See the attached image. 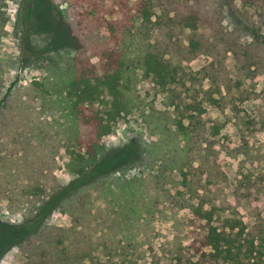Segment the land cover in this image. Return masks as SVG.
I'll return each instance as SVG.
<instances>
[{
    "label": "trees",
    "instance_id": "obj_1",
    "mask_svg": "<svg viewBox=\"0 0 264 264\" xmlns=\"http://www.w3.org/2000/svg\"><path fill=\"white\" fill-rule=\"evenodd\" d=\"M11 1L22 4L21 63L45 72L15 80L0 99V210L16 215L40 203L25 218L32 229L19 244L22 264H141L134 239L151 228L160 205L192 200L213 263L264 264V219L247 232L227 216L225 173L209 140L220 128L203 116L204 102L223 111L243 102L245 79L260 74L264 0H120L108 15L104 0H0V39L2 7ZM200 56L210 59L202 69L209 86L182 93L184 64ZM142 80L166 92L167 109L150 117L159 138L140 143L138 171L128 178L122 166L131 146L104 154L100 141L112 119L141 105ZM62 149L78 176L74 186L58 175ZM115 168L120 176L110 180ZM36 186L49 190L47 199L27 194ZM54 209L66 210L71 223L45 222ZM245 233L249 248L240 241Z\"/></svg>",
    "mask_w": 264,
    "mask_h": 264
},
{
    "label": "rangeland",
    "instance_id": "obj_2",
    "mask_svg": "<svg viewBox=\"0 0 264 264\" xmlns=\"http://www.w3.org/2000/svg\"><path fill=\"white\" fill-rule=\"evenodd\" d=\"M118 1L120 0H104L101 4L103 13L108 15L113 8L117 10ZM2 11L7 24L5 34L0 39V99L15 80L27 83L45 75L39 66L24 65L20 60V41L15 27L22 13V4L11 1L2 7ZM262 13L260 29L264 35V10ZM251 14L255 17L253 9ZM34 40L36 44L41 42L35 37ZM209 61L207 56H200L193 62L184 64L186 74L180 75L187 85L185 89L181 88L182 93H187L189 89L188 93L194 95L200 93L201 88H208L209 84L202 69ZM171 87L174 88V85ZM139 89L141 105L112 119L107 134L102 136L100 141L104 154L115 155L131 146L132 152L126 160L129 161L128 164L120 165L125 167L124 173L126 172L128 178L138 171L132 168V164L140 153V143H152L159 138L158 134L152 133L150 117L167 109L166 92L158 90L154 84L144 80ZM243 89L246 92L244 101H237L232 109L223 111L204 102L203 116L209 127L218 124L220 128V132L216 136L210 135L209 140L214 143L217 163L225 173V179L220 184V195L229 205V208H226L227 216L232 214L242 221L248 232L256 228L259 219H264V66L260 68V74L256 78L245 79ZM211 131L210 128L209 132ZM70 160L66 149H62L59 153L62 169L58 175L65 186H74L78 180V176L70 174L66 169ZM119 168L110 171L114 174L110 180L120 176ZM27 194L40 195L42 199H47L49 190L45 186H36L27 191ZM192 204L160 205L151 228L147 232L138 233L134 239L141 264H200L204 261L205 264H215L210 260L211 249L204 245L202 236L206 222L195 210L200 203L192 200ZM39 207L40 203L36 207L25 206L24 210L16 215L10 214L2 207L0 264H22L24 256L19 244L27 238L32 229L30 226L26 228L28 225L25 218L27 215H34ZM44 221L56 226H68L71 217L64 209H54ZM237 231L238 229L235 230ZM252 238V235L245 233L240 240L241 244L246 248L251 247ZM255 245L260 247V238L255 239Z\"/></svg>",
    "mask_w": 264,
    "mask_h": 264
}]
</instances>
